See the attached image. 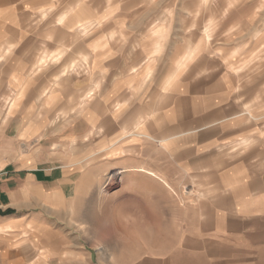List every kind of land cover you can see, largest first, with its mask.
<instances>
[{"label": "crops", "instance_id": "0c3cea01", "mask_svg": "<svg viewBox=\"0 0 264 264\" xmlns=\"http://www.w3.org/2000/svg\"><path fill=\"white\" fill-rule=\"evenodd\" d=\"M31 1L0 0V264H44L47 254L59 264H92L93 232L103 224L129 247L112 250L111 260L99 264H188V256L215 257V247L228 241H243V262L257 264L253 250L264 247V176L257 159L235 167L231 152L221 153L217 110L184 104L177 123L168 112L162 133H155L165 140H131L135 157H103L112 140H77L82 133L75 130L42 140L38 129L48 124L38 126L26 113L37 112L26 99L27 65L35 63L27 49L43 45L37 24L33 30ZM33 32L36 42L28 44ZM179 129L184 132L175 134ZM110 169L120 172L115 190L106 189ZM169 221L177 230L167 234ZM124 225L135 228L118 227ZM158 225V237L146 236ZM185 240L198 244L189 248Z\"/></svg>", "mask_w": 264, "mask_h": 264}, {"label": "rangeland", "instance_id": "374dc122", "mask_svg": "<svg viewBox=\"0 0 264 264\" xmlns=\"http://www.w3.org/2000/svg\"><path fill=\"white\" fill-rule=\"evenodd\" d=\"M31 3L33 30L37 24V40L43 37V45L27 49L35 63L27 65L26 99H33L37 112L26 113L38 126L48 124L38 129L44 133L42 140L62 139L75 130L82 133L77 140H112L103 157L127 153L135 157L131 140H165L155 133L161 132L167 113L172 111L177 123L180 109L188 104L199 111L217 110L221 153L231 152L235 167L257 159L264 176V0ZM34 32L27 34L28 44H35ZM13 69L18 71L19 66ZM69 121L74 127L58 129ZM115 171H107V190L118 188L120 172ZM173 195L182 200L183 193ZM167 224H172L167 234L177 230L176 223ZM159 227L149 229L146 236L158 237ZM113 228L103 224L95 232L100 235L93 232L92 264L109 262L112 250L129 247L128 241L112 239L118 238ZM238 228L232 232L237 234ZM159 236L164 243L165 235ZM184 243L189 248L198 244ZM243 246V241L220 242L215 257L188 256L187 262L245 264ZM253 251L259 254L257 264H264V247ZM102 252L107 256L101 258ZM43 257L44 264L55 259L59 264L52 254Z\"/></svg>", "mask_w": 264, "mask_h": 264}, {"label": "built area", "instance_id": "2783aa9c", "mask_svg": "<svg viewBox=\"0 0 264 264\" xmlns=\"http://www.w3.org/2000/svg\"><path fill=\"white\" fill-rule=\"evenodd\" d=\"M5 172L3 171V169L0 167V176L2 175V174H4Z\"/></svg>", "mask_w": 264, "mask_h": 264}, {"label": "bare ground", "instance_id": "6f19581e", "mask_svg": "<svg viewBox=\"0 0 264 264\" xmlns=\"http://www.w3.org/2000/svg\"><path fill=\"white\" fill-rule=\"evenodd\" d=\"M157 230V229H156ZM159 230H160V228H159ZM159 230H157V231H159Z\"/></svg>", "mask_w": 264, "mask_h": 264}]
</instances>
